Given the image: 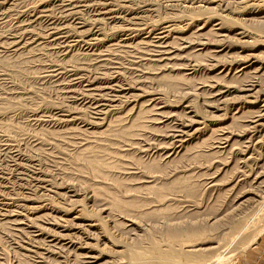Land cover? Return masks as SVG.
Here are the masks:
<instances>
[{"label":"rangeland","instance_id":"rangeland-1","mask_svg":"<svg viewBox=\"0 0 264 264\" xmlns=\"http://www.w3.org/2000/svg\"><path fill=\"white\" fill-rule=\"evenodd\" d=\"M62 1L64 2V0H7V3L5 2L0 8V12H1L0 13V18H1L0 19V42L2 43V45L0 43V56H1L0 57V66H1L0 68V222H1L0 223V226H1L0 227V264H126L130 260L129 259L131 257L130 254L134 252L133 249L135 251L143 250V249L146 250L147 248L151 247L150 241H153V240L162 242L163 244L167 243V240H165L166 239L165 225L162 224L161 222L162 219L160 218L162 215L166 213H167L166 215L172 214V213L173 214L180 213V216L178 218H176L178 214H175L176 216L172 215V218H173L172 222H174L173 223L174 226L181 225L182 228H185L187 224L189 226H192L194 224L195 226L199 225L198 227L205 226L208 229L211 226V228L209 229L210 233L214 234L215 236H217L220 233L218 235V238L229 236L228 240H226L228 243L232 239L235 238L234 236L236 235V232L242 226H244V224L249 223L247 224L249 226V227L247 226L248 230L246 228L247 232L245 230L244 231L245 233L243 232L242 233L243 235L241 234L237 238L236 242L226 252V255H225L226 258H224V260L220 264H223L224 261L229 262L228 264H255L254 263L255 260L253 259V257L252 256L248 257L247 253L250 252L254 247L259 246L258 242L261 239L263 240V244H264V232H262L263 234L261 235V237L257 238L254 243L248 244L249 243L248 241H250V239H252L253 236L256 235L259 231H264L263 230L264 229V221H263L264 219H262L264 218V180H262L264 179V176L259 178L258 182L255 184V186H257V188L255 189H251L252 186L250 184H243V187H245L246 189L241 187L240 190L237 189V191L234 190V192L228 191L229 186L227 185V183L228 181L231 180V178L235 174L240 175L241 169L244 171L253 170L252 172L253 175H256L257 173H259V175H262V173H264L263 172L264 171V167H263L264 166V162H263L264 160V128H263V131L259 132L260 135L259 133L256 134L258 138L256 137V139L251 140L248 143L246 142L245 145L243 143L244 139L241 136L245 129L243 126V131H242L241 129L242 124L241 125L239 124L236 127L232 126L228 128V130L223 129V126H227V125H221V120L223 118L222 117L220 118V115L224 116L223 113H225V111H219L216 108L210 106L211 102L215 98L214 96H212L210 92L209 85H212V84L215 85V82L212 83V81H210V76L216 75L217 73H219V71L223 70V67L221 66L226 65L225 67L229 68L233 64L231 66V71L229 72V75L226 76L224 79L217 80L216 82L224 86H229V89L225 88V90L227 89L228 90L223 96L224 100L227 98L225 100L226 103L225 101L223 102L226 104V107L228 108L230 105L232 107V105L238 104L239 101L237 99L238 98L237 96L241 95V93L238 92V89L236 87L239 88L240 87L239 84L244 81L243 76H241L242 74V72L240 71L241 69L238 67L240 66V63H241L240 60L244 58L245 56L250 55V53H256V54L262 53L263 60H264V41H263L264 40V22H263L264 21V17H263L264 16V0H245V1L244 0L243 1L242 0H223L224 2L222 0H216V2L206 5V6L202 2L195 3L196 6L198 5L201 6L202 4H203L202 6H205V7L208 6L209 10L204 9V7L198 8L199 6L197 8H193V7L191 8V6H188L189 7L188 8L186 6L189 4L187 2H184L183 0H179V1H171V0H165V1L164 0H150V1L149 0H132L131 1V0H127V2H124V0H101V1H109L115 7L124 8L122 10L123 15L121 14L120 21L119 20L118 21L117 20L116 21H110V20L100 21V23L102 24V35L99 36L101 40L95 42L91 47H89L91 49L86 48V47L84 48L76 47L74 48V50L72 49L68 53L60 51V49L57 46L49 43V40L46 38V35L49 33L48 21L44 19V17L43 18L36 17L37 11L44 8L48 10L50 15L52 14L51 16L53 18L59 19L63 15L62 14V4H63ZM93 1L96 2V0H93ZM91 2L92 0L90 1V3ZM218 2L220 3L222 2V3L220 4ZM227 2H230V3L227 4ZM123 3L126 5H124ZM175 6L177 9L175 8ZM201 8L204 10H199ZM218 9L220 10V12ZM127 10H129V12H125ZM211 10L213 13L211 12L209 14L208 11L210 12ZM93 11L94 10L90 7H87L85 10L84 8H82L80 12L82 20L86 19L85 21L91 22L95 17H97L96 16L97 12H93ZM215 13L219 14V16L215 15ZM180 14H182V16ZM212 14L218 17L222 15V17H220L223 19L222 23H223L224 31L221 32L223 34L222 36L221 35H217V37H215L216 35L211 36L212 30H210L211 35H209L210 28L213 27V29L215 28L217 29L219 27L217 24L218 20H215L214 18L213 20L209 22V24L204 23L205 22L204 20H206V18ZM192 16L193 18H191ZM100 18H106V17L100 16ZM177 18L178 20H174V21H176L175 23L178 22L177 26L179 28H182V30L184 31V35H188V36L191 35L190 37H193L194 38L193 40L196 41V39H198L196 38L197 37L196 34L198 35V33H200L203 38L198 39V40L203 41V43L207 41L206 43H208L207 44L208 46L206 45V48L202 51V54L198 56L199 58L197 56H196L197 58L193 57L192 58L193 60L191 59L192 61H189V62L187 60L181 59L182 55L187 54L188 52L193 50L192 46L195 44L193 41L194 44L193 43L191 44L192 45L191 48L188 47L184 49L183 51L175 50L174 54L176 55H172L173 57H170V56L168 57L165 55L164 56L165 60L163 59L162 61H156L157 59V57L155 56L156 48L148 44L150 38H145L146 34H144L143 31L137 32L139 34L135 38L130 37L132 36L128 34L130 31H124L126 28H133L135 30L142 29V28H151V26H153L154 23L155 25H157V23H161V21L164 22L167 20H171V19L173 20ZM218 23H220V20ZM69 24L71 26L70 28H74V26L72 27L73 25L72 23H69ZM86 28H83L82 30ZM242 28L249 31L251 35L249 37H242L239 34ZM25 30L31 31L35 36H38V37L40 36L39 38L41 39L44 38V40L42 39V45L40 47L35 45L36 48H32V50L31 48L27 46L25 47L26 50L25 48L24 49L22 48V49H19L21 51L19 50L15 51V49L12 46H10L7 42L10 40L12 41L14 36H16L17 38V35L18 36L24 35L25 38L28 37L29 35L26 34L27 32L24 33ZM17 31H19V33ZM123 31L125 32V34H123L124 33ZM193 31L194 33H192ZM2 33L4 35H2ZM41 33H43V35ZM206 35L207 36L209 35V36L207 37ZM226 36L228 38H226ZM213 37L215 39L217 38V40L213 41ZM223 38H224V41H222ZM198 40L196 41V43L198 42ZM217 43L224 44V47H225V48L223 47L224 49L221 47L219 48L220 52L218 53V55L221 56V58L219 59V62L216 60L211 61L210 56H209L211 53L210 50H213V48H211L212 44L214 45ZM30 46L32 47V45ZM200 56H201V59H200ZM67 57H70V58H67ZM102 57L103 58L105 57V58L102 59ZM75 58L77 60H75ZM70 59H73L74 62ZM185 63L186 64L189 63L188 65L191 64L190 68L192 67L194 68L195 66L196 67L191 72L187 71L185 70V68H183V64ZM214 63L216 66L214 65ZM63 65H66V66H63ZM72 65L75 67H73ZM99 65L102 67H100ZM79 66H82L84 70ZM258 66L259 64H254L251 67L252 68L251 71L254 72L253 71L254 68L256 69ZM67 68H70V69H67ZM80 68H81V71H80ZM58 70L59 71L62 70V72H68L70 70L80 71L82 74L84 73L83 76H85V78L89 77L90 80H93V79L99 80L98 77L108 78L109 76V78H113L116 81V83L118 82L117 84H120L119 86L123 88L127 87L131 90L129 91L127 95L125 94L123 95V97H121L122 100L120 103H118V107H119L118 109H122V110H118V112L120 111L119 113L109 112L106 115L98 114L94 111V109L91 110L92 108H88L87 106H82L81 104H79L80 102L75 103L73 102L71 98L69 99V97H67V95H70V94L66 93V91L68 90V88H66V84H67L66 77L65 75L63 77L62 75L57 77L56 74L57 72H59ZM236 71H238V73ZM238 75L240 76L238 77ZM235 76L237 78H235ZM222 77H223V73H222ZM60 79L61 81H63L62 85H59L61 82ZM250 79L253 80L254 78H250ZM209 82H211L212 84ZM56 83L58 85H56ZM74 88L77 90L76 91L77 94L79 93H80L79 95L83 94V88L80 85L74 86ZM209 93L211 94L212 97L211 96L209 97L210 95ZM134 94L140 95V97L137 99L132 97V95ZM151 98L152 100H154L153 101L154 104L157 103L158 101H159L158 103L164 104L163 105L165 106L163 108L164 111L169 112L170 110L174 109L173 111L179 112L180 113L179 119L181 121L182 120L184 122L185 120L187 121V119L185 118H188L191 115L195 119L201 120V118H204L206 120L205 124L204 125L202 124V130L199 134L200 136L198 135L197 137L196 136L191 137V139L186 143V147H185L186 149H184L186 152L183 150L184 153L182 154L184 156L182 155L183 157L182 156L177 157L180 159V161L176 158L171 163H167L166 161H164L163 157L161 156L160 154L161 152H159V149L161 147H156L158 145L163 146L162 144H160L161 141H164V140H161L160 138L161 137L160 134H162V129L159 127L164 126V124L150 123L148 121L150 118H152L151 116L155 118L154 114L146 110L149 106L148 101ZM234 98L236 99L234 100ZM135 99L138 100L136 101L137 105L135 107V112L129 111L128 113L127 110H129V108L134 106V104L132 103H135L133 101ZM231 100H234V102ZM129 101L130 103L131 102L132 103L128 106L127 103ZM228 101L229 103L230 102L231 103L229 104ZM227 103L229 105H227ZM240 103H242V101L239 102V104ZM82 107L84 111L82 110ZM229 108H228L229 111H227L228 115H230L229 112L231 111L230 110L231 108L230 109ZM59 109H63V110L71 109L72 110L71 112H73V114L78 115L81 120H83L84 118L83 121H86L88 123L96 122L97 120L98 122L102 121L105 124L102 127L95 126V128L91 126L90 127L89 126L86 127L83 125L81 126V123H71L70 124L69 122L67 123V121L58 119L60 115H56V110H59ZM232 113H234L233 109L231 111V114ZM228 115H225L224 117L227 118L229 117ZM100 116H102L103 118H101ZM100 118L103 119L104 121L101 120ZM135 119H138V120H135ZM139 120L141 121L139 122ZM131 122L133 123L135 122V123L134 124L132 123L131 125ZM241 123H245V122H241ZM262 123L264 125V117L262 119ZM106 124L110 125V128L107 131L105 129H107L109 126H107ZM115 124L117 127L115 126ZM77 127L79 128L80 131L77 129ZM115 127L117 128V130H115L116 129ZM165 127L166 125L164 126V128ZM195 127H201V125H196ZM102 130L105 132H103ZM122 130L124 132H122ZM224 130L225 131L227 130L225 133L226 135L227 133L228 135L233 134L235 140L237 141L238 139V142L235 147H232V149L231 148L227 149L226 150L227 153L226 151H223V152L218 151L219 152L218 153L216 152L217 150L216 146L218 145L217 140H219L218 137L223 136L222 133ZM229 130L230 131L232 130V131L229 132ZM154 132L155 133L157 132V133L155 134ZM236 132L237 133L240 132V133L237 134ZM105 133L108 134V136ZM111 133L113 134V136ZM141 134L143 135V137H141L142 136ZM136 136H138V138H136ZM95 138H97L98 140ZM143 138L145 139L143 140ZM110 139L111 141H109ZM125 139L130 140V141H126ZM145 140L147 141L145 142ZM136 142H138V144ZM243 145L248 146L249 148L248 151H250L251 153V154L249 153L248 155V156H251V159L247 160V162L249 161L250 163L246 162L245 165L240 161L241 157H243L242 154L244 153V150L246 148ZM237 146L239 147L238 148L239 150H237L236 148ZM85 148L86 150H84ZM87 150L89 151V153ZM80 152H81V156H80ZM84 152H86L85 155H84ZM231 152H233V154ZM88 154L90 155L88 156ZM79 157H82V158H79ZM92 158L94 160L96 159L97 161L96 160L94 161ZM255 158H260L261 159L260 162L256 163ZM88 159L89 160L92 159V160L89 161ZM144 163L146 165L147 163L149 164L146 166L144 165ZM93 167L94 169H92ZM98 171H99V175H98ZM160 173H164V174H160ZM182 175L187 176V178L189 177L188 182L189 184H192L193 186L189 185L188 188L184 189V191L183 192L181 191L180 193L175 191V190H178L177 187L173 188V186L171 187L166 186V183L171 184V185L176 184L175 180H178V176H182ZM140 176L145 177V180H143L144 178L143 177L141 178ZM170 178L172 181H170ZM161 182L164 184H161ZM211 182L214 184L216 183V184L211 187ZM198 184H200L201 186ZM141 185L143 188L141 187ZM176 185H178V183ZM163 186L165 188H162ZM151 187L154 188L155 190L153 191ZM157 188L159 191L157 190ZM143 189L146 191V193ZM152 191L154 193L161 192L162 196L159 198L157 197V194H154ZM185 191H187L188 194ZM193 192L196 193L195 196L198 199L194 195L192 196V194H195ZM111 194L117 195L118 197L124 200H126V198L127 200L134 198L132 199L133 201L139 200L136 202L138 203V205H141V207H138V208H140V210L142 209V211H147V210H149V212L152 210L155 211L156 209L160 207L158 210H156L157 214H156V211L155 213L153 211L154 214L150 213L147 216L145 215L143 216V214H140L139 212L140 210L136 209L135 210L136 212L133 213L135 216L134 218L135 222L133 223L129 222V224L131 223L132 226H128L126 229L124 228L125 230H122L124 232L119 233L117 230L115 229L112 230L110 228L111 230L110 232H113L114 234H116V238L119 241L120 246L118 248L114 247L110 243H106V241H104L105 243L102 242L101 236H102L103 230H100V229L96 231H89L86 227L85 230L83 231L76 230V229L70 230L69 232H71L73 236L77 237V238L74 237L75 241L77 240V245L75 249L68 250L66 248L63 249L62 247H59L60 245L58 246L54 242H51L50 241L51 238L47 237V235H41L37 237L35 235L36 233L33 232L35 230L34 228L26 227L27 225H30L31 218L34 216L35 217L37 216V213H36V211H38L37 208L42 207V206L46 209V213L47 212L48 213L50 212V213L48 214V217L45 216L46 219L42 217L38 218L39 221L37 220L35 224H39L42 227H47L48 229L53 228L55 230H59V228L51 224V221L53 223L58 222L57 224H59L60 222V224L62 225L71 223L70 226L76 225V223H80V224L88 223V222H82V221L77 222L76 220H72L75 214H72L70 216L63 215L57 212L58 209H63V210L72 209L75 212L76 209L78 211L80 210L79 208H81V210L82 209L85 210L86 214L87 213L89 214L90 218L87 217L89 220L93 219L94 217H101L102 219L104 218V220H106L105 218L106 212L102 208L111 207L109 205V204H112V202L109 200V195ZM198 194L200 195L197 196ZM172 195L175 197L177 195L178 196L175 198ZM239 195L240 196L246 195L245 197H243L242 200H244L245 198L246 199L251 198L246 202L245 206L242 208H236L235 206L236 204L235 205L232 204L234 202L233 199H235L236 197L239 198L240 197ZM164 196H166L167 198L166 197L164 198ZM106 197H107V200H106ZM156 199L162 200V201L160 200L161 201L159 203L160 206L156 202ZM143 201H144V204H143ZM195 203H197V205ZM104 205H107V206H104ZM156 205H157V208H156ZM161 206H163L164 208ZM168 206H171V207H168ZM216 208L218 211L216 210ZM162 209L163 211H159ZM185 210H188V213L187 212L183 213ZM232 210L234 211V213ZM19 211L22 212V216L20 217L22 220H24V223L21 224L23 228L25 227L24 231L16 230L17 228L13 224L6 223L5 221L6 219L2 218V214H7V213L10 214L11 212H19ZM221 211L223 212V214ZM182 213L184 214L183 216H182ZM200 213L202 214L200 215ZM219 213H220V216H219ZM231 213L234 215V217ZM237 214H240V215H237ZM158 215H161V216L158 217ZM209 215L210 216L212 215V216L210 217ZM215 216H216V219H218L217 221L216 219H214ZM156 217L157 219H155ZM56 218L58 220H56ZM117 218H119L120 221L121 220L127 221V220H123V218H120V217H117ZM189 219H191V221ZM241 220H243V222L242 224H239ZM248 220H250V222ZM181 222L183 224H181ZM157 223L159 224L157 225ZM160 224L162 227L159 226ZM145 225H146V228H145ZM173 225H171L170 227H173ZM251 228H253V230ZM90 233H93V234H90ZM125 233L128 235H126ZM98 235H99V238H98ZM88 242L94 243V253L100 256V258L97 261L93 260L92 262V260H88L81 255L82 251L80 252V250H77L80 254L77 253L76 251V248L78 246L85 247L87 246ZM228 243H226L224 247H226ZM106 244H107V247H106ZM117 249L119 250V252ZM256 250L257 249H255L254 251L252 250L253 253H255ZM209 251L210 250L206 251V254H209L210 253ZM234 252H237V253H234ZM74 256H76L77 258L80 257V259L78 260ZM230 258L232 260H230ZM263 264H264V259H263Z\"/></svg>","mask_w":264,"mask_h":264},{"label":"bare ground","instance_id":"bare-ground-1","mask_svg":"<svg viewBox=\"0 0 264 264\" xmlns=\"http://www.w3.org/2000/svg\"><path fill=\"white\" fill-rule=\"evenodd\" d=\"M91 0H64L63 4H62V16L59 18V19H55L53 18L50 13L48 12V10L42 8L41 10L37 11L36 13V17H44V19H46L48 21V25H49V33L46 35V38L49 40V43H51L52 45H55L57 46L60 51L62 52H65V53H68L70 52L72 49L74 50V48H78V47H86V48H89L91 47L95 42L97 41H100L101 38L99 37L100 35H102V24L100 23V21H105V20H110V21H120L121 19V14L123 15V9L124 8H119V7H115L111 2L109 1H101V0H96V2H94L92 0V2L94 3H90ZM132 1V0H131ZM150 1V0H149ZM165 1V0H164ZM171 1H179V0H171ZM184 2H187L189 5H187L186 7L188 6H191V8H197L198 6L195 5V3H198V2H202L204 3V5H209L211 3H214L216 2V0H183ZM223 1V0H222ZM243 1V0H242ZM245 1V0H244ZM7 3V0H0V8L2 7V5L4 3ZM124 2H127V0H124ZM224 2V1H223ZM254 2V1H253ZM148 3V2H147ZM159 3V2H158ZM220 3V2H218ZM222 3V2H221ZM220 3V4H221ZM226 3V2H225ZM230 2H227V4H229ZM240 3V2H239ZM252 3V2H251ZM59 4V3H58ZM115 4V3H114ZM120 4V3H119ZM124 4V3H123ZM122 4V5H123ZM173 4V3H172ZM233 4V3H232ZM236 4V3H235ZM245 4V3H244ZM247 4V3H246ZM121 5V6H122ZM126 5V4H124ZM165 5V4H164ZM186 5V4H185ZM203 5V4H202ZM199 6L198 8L200 7H204V9H208V6L205 7V6ZM217 5V4H216ZM248 5V4H247ZM261 5V4H260ZM87 7H90L92 8L94 11L93 12H97L96 16L91 22L89 21H85V20H82L81 18V15H80V12H81V9L84 8V10L87 8ZM171 7V6H170ZM184 7V5H183ZM185 7V8H186ZM212 7V6H211ZM219 7V6H218ZM216 7V8H218ZM222 7V6H221ZM7 8V7H6ZM46 8V7H45ZM60 8V7H59ZM139 8V7H138ZM176 8V6H175ZM189 8V7H188ZM190 8V9H191ZM228 8V7H227ZM40 9V8H39ZM89 9V8H88ZM152 9V8H151ZM159 9V8H158ZM172 9V8H171ZM174 9V8H173ZM177 9V8H176ZM204 9H199V10H204ZM211 9V8H210ZM215 9V8H213ZM224 9V8H223ZM254 9V8H253ZM2 10V9H1ZM12 10V9H11ZM195 10V9H194ZM209 10V9H208ZM217 10V9H216ZM215 10V11H216ZM219 10V9H218ZM144 11V10H143ZM160 11V10H159ZM182 11V10H181ZM193 11V10H191ZM206 11V10H205ZM61 12V11H60ZM59 12V13H60ZM125 12H129V10L125 11ZM190 12V11H189ZM188 12V13H189ZM212 12V10L208 13L210 14ZM217 12V11H216ZM220 12V10H219ZM1 13V12H0ZM35 13V12H34ZM49 13V14H48ZM83 13V11H82ZM192 13V12H191ZM198 13V12H197ZM213 13V12H212ZM175 14V13H174ZM203 14V13H202ZM223 14V13H222ZM226 14V13H225ZM60 15V14H59ZM126 15V14H125ZM182 16V14H180ZM179 15V16H180ZM190 15V14H189ZM199 15V14H198ZM215 15H218L217 13H215ZM228 15V13H227ZM100 16H104L106 18H100ZM175 16V15H174ZM209 16V15H208ZM218 16H214V14L210 15L209 17L206 18V20H204L205 22L204 23H208L213 20V18L215 20H220V23L217 22L218 24V28L216 29H213L210 28V30H212V35L210 34L211 31L209 32V35L211 36H215L217 37V35H223L221 32H223V19L220 18L222 17V15L220 17ZM224 16V15H223ZM33 17V16H32ZM133 17V16H132ZM138 17V16H137ZM143 17V16H142ZM168 17V16H167ZM177 17V16H176ZM195 17V16H194ZM218 17V18H216ZM264 17V16H263ZM35 18V17H34ZM123 18V17H122ZM139 18V17H138ZM170 18V17H169ZM174 18V17H173ZM193 18V16L191 17ZM204 18V17H203ZM244 18V17H243ZM246 18V17H245ZM1 19V18H0ZM6 19V18H5ZM38 19V18H37ZM137 19V18H136ZM164 19V18H163ZM210 19V20H209ZM7 20V19H6ZM174 20H178L177 19H171V20H167V21H164L162 22L161 20V23H157V25H154L151 26V28H142V29H133V28H126L124 31H130L128 34L132 35L130 36L131 38H135L136 36H138L139 33L137 32H140V31H143L144 34H146V37L145 38H150L148 44L149 45H152L153 47L156 48V52H155V56L157 57L156 61H162L164 59V56H170V57H173L172 55H176L174 54V51L175 50H180V51H183L184 49L186 48H191V44L193 43L194 41V45L192 46V51L188 52L187 54H184L181 56V59L183 60H187L188 62L189 61H192L193 57L197 58L199 55L202 54V51L206 48V45L208 43H203V41H200L198 39H201L203 38L201 36L200 33H198V35L196 34V41L198 40V42L196 43L195 40H193L194 38L193 37H190L188 35H184V31L182 30V28H179L177 26V23H175L176 21ZM182 20V19H181ZM203 20V19H202ZM245 20V19H244ZM192 21V20H190ZM21 22V21H19ZM18 22V23H19ZM141 22V21H140ZM153 22V21H152ZM203 22V21H202ZM264 22V21H263ZM4 23V22H3ZM1 23V24H3ZM69 23H72V27L74 26V28H70V24ZM139 23V22H138ZM241 23V22H240ZM22 24V23H20ZM140 24V23H139ZM148 24V23H147ZM152 24V23H151ZM216 24V23H215ZM225 24V23H224ZM259 24V23H258ZM109 25V24H108ZM150 25V24H149ZM180 25V24H179ZM203 25V24H202ZM22 26V25H21ZM142 26V25H141ZM201 26V25H200ZM216 26V25H215ZM249 26V25H248ZM251 26V25H250ZM19 27V26H18ZM34 27V26H33ZM87 27V28H86ZM138 27V26H137ZM178 27V28H177ZM202 27V26H201ZM24 28V27H23ZM26 28V27H25ZM83 28H86L84 30H82ZM113 28V27H112ZM184 28V27H183ZM199 28V27H197ZM246 28V27H245ZM248 28V27H247ZM18 29V28H16ZM22 29V28H21ZM81 29V30H80ZM122 29V28H121ZM201 29V28H199ZM15 30V29H14ZM24 30V29H23ZM31 30V29H30ZM34 30V29H33ZM196 30V28H195ZM9 31V30H8ZM123 31V32H124ZM19 33V31H17ZM16 32V33H17ZM27 32V33H26ZM30 32V33H29ZM7 33V32H6ZM23 33V32H22ZM24 33L28 34L29 36L28 37H24V35H20L18 36L17 35V38L16 36H12L13 37V40L11 41H6L10 46H12L15 51L16 50H19V49H24L25 47H29L31 48H36V46H41L42 45V39L44 40V38H39L38 36H35L31 31H27L25 30ZM45 33V32H44ZM194 33V31L192 32ZM12 34V33H11ZM43 35V33H41ZM125 34V32L123 33ZM204 34V33H203ZM239 34L242 36V37H249L251 35V33L249 31H247L246 29H243L241 30V32H239ZM2 35H4L2 33ZM16 35V34H15ZM37 35V34H36ZM40 35V34H39ZM208 35V36H209ZM226 35V34H225ZM10 36V35H9ZM140 36V35H139ZM207 36V35H206ZM207 36V37H208ZM11 38V37H10ZM45 38V39H46ZM211 38V37H210ZM225 38V37H224ZM224 38L222 39V41H224ZM226 38H228L226 36ZM170 39V40H169ZM207 39V38H206ZM237 39V38H236ZM235 39V40H236ZM7 40V39H6ZM103 40V39H102ZM125 40V39H124ZM127 40V39H126ZM214 40H217V38L215 39L213 37V41ZM226 40V39H225ZM254 40V39H253ZM5 41V40H4ZM221 41V39H220ZM264 41V40H263ZM3 42V40H2ZM103 42V41H102ZM143 42V41H142ZM217 42V41H216ZM237 42V41H236ZM1 43V42H0ZM100 43V42H99ZM219 43V42H218ZM212 44L211 48H213V50H210V60L211 61H218L219 62V59L221 58V56L218 55V53L220 52L219 48H223L224 47V44ZM252 43V42H251ZM44 44V43H43ZM97 44V43H96ZM146 44V43H145ZM238 44V43H237ZM2 45V43H1ZM5 45V44H3ZM32 45V47L30 46ZM109 45V44H107ZM111 45V44H110ZM119 45V44H117ZM211 45V44H210ZM246 45V43H245ZM208 46V45H207ZM214 46V47H213ZM9 47V46H8ZM107 47V46H105ZM111 47V46H110ZM229 47V46H228ZM233 47V46H232ZM249 47V46H248ZM12 48V49H13ZM55 48V47H54ZM85 48V49H86ZM109 48V47H108ZM225 48V47H224ZM223 48V49H224ZM256 48V47H255ZM84 49V50H85ZM91 49V48H89ZM88 49V50H89ZM106 49V48H105ZM153 49V48H152ZM244 49V48H243ZM26 50V48H25ZM107 50V49H106ZM112 50V49H111ZM21 51V50H19ZM34 51V50H33ZM77 51V50H75ZM13 52V51H12ZM27 52V51H26ZM105 52V51H104ZM110 52V51H109ZM151 52V51H150ZM17 53V52H16ZM24 53V52H23ZM74 53V52H73ZM9 54V53H8ZM18 54V53H17ZM151 54V53H150ZM241 54V53H240ZM20 55V54H19ZM69 56V54H68ZM71 56V55H70ZM78 56V55H77ZM81 56V55H80ZM99 56V54H98ZM105 56V55H104ZM154 56V55H153ZM197 56V57H196ZM226 56V55H225ZM243 56V55H242ZM1 57V56H0ZM6 57V56H5ZM74 57V56H72ZM71 57V58H72ZM79 57V56H78ZM77 57V58H78ZM3 58V57H2ZM67 58H70V57H67ZM105 58V57H104ZM102 57V59H104ZM108 58V56H107ZM199 58V57H198ZM62 59V58H61ZM101 59V58H100ZM167 59V58H166ZM170 59V58H168ZM192 59V60H191ZM200 59H201V56H200ZM208 59V58H207ZM238 59V57H237ZM66 60V59H64ZM69 60V59H68ZM73 61V59H70ZM75 60H77L75 58ZM165 60V59H164ZM198 60V59H197ZM224 60V58H223ZM3 61V60H2ZM5 61V60H4ZM234 61V60H233ZM74 62V61H73ZM79 62V61H78ZM106 62V61H105ZM110 62V61H109ZM224 62V61H223ZM240 66H238L242 72L241 76H243V82L240 83V87H236L238 89V92L241 93V95H238L236 98L238 99L239 102L242 101V103L239 104H235L236 101H235V105H231L228 107L231 111L233 109L234 113L231 114V111L229 112L230 115H228L227 111L228 108L226 107V99L224 100L223 99V96L224 94L226 93V91L229 89V86H224V85H221V84H218L216 81L217 80H220V79H224L226 76L229 75V72L231 71V65L229 68L228 67H225V66H221L223 67V70L219 71V73H217L216 75H213V76H210V81L215 82V85L212 84V85H209V88H210V92L212 94V96H214L215 99H213V101L211 102V105L212 107L216 108L217 110L219 111H225L224 116L225 115H228L229 117L225 118L224 116L220 115V118L222 117L223 119L221 120V125H227V126H223V129H227L232 127V126H237V125H241L242 124V131H243V126H244V131H243V134L241 135L242 138L244 139L243 143L245 145V143L251 141V140H254L256 139V134L263 131V128H264V125L262 123V119L264 117V60H263V56H262V53L261 54H256V53H250V55H247L245 56L244 58H242L240 60ZM7 63V62H5ZM18 63V62H17ZM76 63V62H75ZM108 63V62H107ZM202 63V62H201ZM226 63V62H225ZM61 64V62H60ZM70 64V63H69ZM102 64V62H101ZM189 63H185L183 64V68H185V70L187 71H192L194 68H190L191 64L188 65ZM198 64V63H196ZM239 64V63H238ZM254 64H259V66L255 69L254 68V72L251 71V67L254 65ZM5 65V64H4ZM59 65V64H58ZM67 65V63H66ZM66 65H63V66H66ZM166 65V63H165ZM208 65V64H207ZM215 65V63H214ZM3 66V65H2ZM7 66V65H6ZM73 66V65H72ZM100 66V65H99ZM105 66V65H104ZM216 66V65H215ZM75 67V66H73ZM77 67V66H76ZM82 68V66H79ZM78 67V69H79ZM89 67V66H88ZM102 67V66H100ZM107 67V66H106ZM147 67V66H146ZM1 68V66H0ZM81 68H80V71H81ZM96 68V67H95ZM67 69H70V68H67ZM83 69V68H82ZM102 69V68H100ZM153 69V68H152ZM160 69V68H159ZM233 69V68H232ZM236 69V68H235ZM63 70V69H62ZM59 71L57 72L56 76L59 77L62 75V77L65 75L66 77V81H67V84H66V88H68V90L66 91V93L70 94V95H67V97H69V99L71 98L73 100V102L75 103H78L80 102L79 104H81L82 106H87L88 108H92L91 110L94 109V111L98 114H107V113H111V112H114V113H119L118 110H122V109H118V103L121 102V97H123V95H127L129 93V91L131 89L125 87H121L119 86L120 84H117L116 81L113 79V78H99V80H90L89 77L85 78V76H83V74L80 72V71H73V70H70L68 72H62ZM65 70V69H64ZM84 70V69H83ZM87 70V69H86ZM90 70V69H89ZM104 70V68H103ZM88 71V70H87ZM91 71V70H90ZM97 71V70H96ZM102 71V70H101ZM100 72V71H99ZM238 73V71H236ZM103 73V72H101ZM222 73H223V77H222ZM251 73V74H250ZM54 74V73H53ZM99 74V73H98ZM105 74V73H104ZM253 74V75H252ZM51 75V74H50ZM88 75V74H87ZM94 75V74H93ZM112 75V74H111ZM54 76V75H53ZM52 76V77H53ZM100 76V75H98ZM116 76V75H115ZM237 76V74H236ZM235 76V78H237ZM240 75H238L239 77ZM56 77V78H57ZM61 77V78H62ZM97 77V76H96ZM148 77V76H147ZM183 78V77H181ZM232 78V77H230ZM234 78V77H233ZM249 78V79H248ZM250 78H254L253 80H251ZM92 79V78H91ZM156 79V78H155ZM176 79V78H175ZM140 80V79H139ZM153 80V79H152ZM182 80V79H181ZM193 80V79H192ZM43 81V80H42ZM61 81V79H60ZM65 81V80H64ZM119 81V80H118ZM222 81V80H221ZM236 81V80H235ZM59 82V81H58ZM62 82H60L59 85H62ZM219 82V81H218ZM234 82V80H233ZM168 83V82H167ZM222 83V82H221ZM176 84V83H175ZM224 84V83H223ZM56 85H58L56 83ZM77 85H80L82 88H83V94L79 95L77 94V90L74 88V86H77ZM177 85V84H176ZM238 85V86H239ZM180 86V85H179ZM231 87V86H230ZM65 88V87H64ZM78 88V87H77ZM81 88V89H82ZM171 88V87H170ZM224 88V89H222ZM225 88H228L227 90H225ZM61 89V88H60ZM140 89V88H139ZM142 89V88H141ZM216 89V90H215ZM59 90V89H57ZM149 90V89H148ZM179 90V89H178ZM214 91V92H213ZM63 92V91H62ZM162 92V91H161ZM62 94V93H61ZM210 94V93H209ZM211 94L209 95V97L211 96ZM144 96V95H143ZM211 96V97H212ZM126 97V96H125ZM132 97L134 98H139L140 95H132ZM65 98V97H64ZM234 98V100L236 99ZM133 100L135 103H132L134 104V106H132L131 108H129L128 113L129 111L130 112H135V107L137 105L136 101L138 100ZM154 99V98H153ZM157 99V98H156ZM234 100H231L234 102ZM154 100L149 99V103H148V108L146 109L147 111L151 112L152 114L155 115V118H153V116H151L152 118H150L148 121L150 123H156V124H164V126L166 125V127L164 128V126H161L159 128L162 129V134H160V138L161 140H164V141H161L160 144H162L163 146H156V147H161L159 149V152H161V156L163 157L164 161H166L167 163H171L172 161H174L177 157H181L184 153L183 150L186 149V143L191 139V137L193 136H198L202 130V124L204 125L206 120L204 118H201L200 119H195L193 118V116L191 115L190 117L188 118H185L187 119V121L185 120V122L181 121L179 119L180 117V113L177 112V111H173L174 109L170 110L169 112H166L163 110V108L165 106H163L164 104H160V103H153ZM225 101V103H223ZM130 101L127 103L128 106L131 104ZM179 103V102H178ZM182 103V102H181ZM208 103V102H207ZM206 103V104H207ZM229 103V101H228ZM227 103V105H229ZM123 104V103H122ZM126 104V103H125ZM126 104V105H127ZM233 104V103H232ZM13 105V104H12ZM161 105V106H160ZM123 106V105H122ZM234 106V107H233ZM144 107V106H143ZM142 107V108H143ZM140 108V106H139ZM245 108V109H244ZM49 110V109H48ZM79 110V108H78ZM82 110H83V107H82ZM81 110V111H82ZM87 110V109H86ZM72 110H63V109H59V110H56V115H60L58 119L60 120H64V121H67V123L69 122L70 124L71 123H81V126H91V127H94L97 126V127H102L104 126L105 123H103L102 121L101 122H98L96 120V122H86V121H83L80 119V117L78 115H75L73 114V112H71ZM77 111V109H76ZM84 111V110H83ZM82 111V112H83ZM125 111V110H124ZM137 111V110H136ZM144 111V110H143ZM51 112V111H50ZM91 112V111H90ZM87 113V112H86ZM93 113V112H92ZM126 113V112H125ZM127 113V115H128ZM142 113V112H141ZM146 113V112H145ZM6 114V113H5ZM54 114V113H53ZM89 114V113H88ZM131 114V113H130ZM139 114V113H138ZM182 114V113H181ZM249 114V115H247ZM47 115V114H46ZM104 115V117H105ZM114 115V114H113ZM121 115V114H119ZM146 115V114H145ZM41 116V115H40ZM82 116V115H81ZM103 116V115H102ZM102 116H100L101 118H103ZM118 116V115H117ZM231 116V117H230ZM51 117V116H50ZM55 117V116H54ZM112 117V116H111ZM120 117V116H119ZM117 117V118H119ZM124 117V116H123ZM138 117V115H137ZM184 117V116H183ZM219 117V115H218ZM57 118V117H56ZM100 118V119H101ZM114 118V117H113ZM149 118V117H148ZM219 118V119H220ZM38 119V117H37ZM44 119V118H43ZM51 119V118H50ZM88 119V118H87ZM127 119V118H126ZM144 119V118H143ZM182 119V118H181ZM40 120V119H39ZM49 120V119H48ZM103 120V119H101ZM106 120V119H105ZM108 120V119H107ZM115 120V119H114ZM122 120V118H121ZM125 120V119H124ZM134 120V119H133ZM135 120H138V119H135ZM208 120V119H207ZM41 121V120H40ZM50 121V120H49ZM52 121V120H51ZM104 121V120H103ZM109 121V120H108ZM128 121V120H127ZM132 121V120H131ZM141 120H139L140 122ZM220 121V120H218ZM55 122V121H54ZM114 122V121H113ZM136 122V121H135ZM134 122V123H135ZM230 122V123H228ZM241 122H245V123H241ZM12 123V122H11ZM60 123V122H59ZM65 123V122H64ZM122 123V122H121ZM133 122H131V125H132ZM133 123V124H134ZM145 123V122H144ZM64 125V124H63ZM107 125V124H106ZM122 125V124H121ZM129 125V124H128ZM140 125V124H139ZM196 125H201V127H195ZM70 126V125H69ZM109 126L107 129H105L106 131L110 128V125H107ZM116 126V124H115ZM135 126V125H133ZM141 126V125H140ZM154 126V125H153ZM66 127V126H65ZM71 127V126H70ZM117 127V126H116ZM115 127V128H116ZM119 127V126H118ZM148 127V126H146ZM150 127V126H149ZM218 127V126H217ZM67 128V127H66ZM113 128V127H112ZM144 128V127H143ZM71 129V128H70ZM77 129L79 130V128L77 127ZM83 129V128H82ZM89 129V128H88ZM157 129V128H156ZM69 130V129H68ZM100 130V129H99ZM104 130V129H103ZM102 130V131H103ZM111 130V129H110ZM117 130V128L115 129ZM121 130V129H120ZM220 130V129H219ZM226 130V131H227ZM233 130V129H232ZM231 130V131H232ZM53 131V130H52ZM58 131V130H57ZM80 131V130H79ZM96 131V130H95ZM128 131V130H127ZM126 131V132H127ZM157 131V130H156ZM226 131L224 130L223 133H222V137H218L219 140H217V146H216V152H223V151H226L227 149H232V147H235L237 145V142H238V139L237 141L235 140L234 138V135H227L225 134ZM229 130V132H231ZM238 131V130H237ZM241 131V132H242ZM82 132V130H81ZM85 132V131H84ZM83 132V133H84ZM88 132V131H87ZM105 132V131H103ZM114 132V131H112ZM116 132V131H115ZM120 132V131H119ZM122 132H124L122 130ZM147 132V131H146ZM153 132V131H152ZM158 132V131H157ZM156 132V133H157ZM218 132V131H217ZM221 132V131H220ZM50 133V132H49ZM56 133V132H55ZM54 133V134H55ZM107 133V132H106ZM105 133V134H106ZM130 133V132H128ZM133 133V132H132ZM155 133V132H154ZM155 133V134H156ZM159 133V132H158ZM216 133V132H215ZM237 133V132H236ZM240 133V132H239ZM237 133V134H239ZM47 134V133H46ZM52 134V133H51ZM102 134V133H101ZM112 134V133H111ZM118 134V132H117ZM212 134V133H211ZM44 135V134H43ZM70 135V134H69ZM100 135V134H99ZM104 135V134H103ZM101 135V136H103ZM108 136V134H106ZM124 135V134H122ZM142 135V134H141ZM260 135V133H259ZM52 136V135H51ZM62 136V135H61ZM98 136V135H97ZM106 136V137H107ZM113 136V134H112ZM126 136V135H125ZM200 136V135H199ZM212 136V135H211ZM240 136V135H239ZM82 137V136H81ZM111 137V136H110ZM117 137V136H116ZM130 137V136H129ZM143 137V135L141 136ZM140 137V138H141ZM20 138V137H19ZM71 138V137H70ZM118 138V137H117ZM125 138V137H124ZM135 138V137H134ZM136 138H138V136H136ZM147 138V137H146ZM156 138V137H155ZM159 138V137H158ZM237 138V137H236ZM258 138V137H257ZM262 138V137H261ZM97 139V138H95ZM121 139V138H120ZM145 138H143L144 140ZM157 139V138H156ZM57 140V139H56ZM94 140V139H93ZM98 140V139H97ZM101 140V139H100ZM126 140V139H125ZM132 140V139H131ZM241 140V139H240ZM69 141V140H68ZM108 141V140H107ZM111 141V139L109 140ZM126 141H130V140H126ZM147 140H145L146 142ZM160 141V140H159ZM202 141V140H201ZM258 141V140H257ZM53 142V141H52ZM113 142V141H112ZM133 142V141H132ZM131 142V143H132ZM140 142V141H138ZM138 142H136L138 144ZM144 142V141H143ZM142 142V143H143ZM83 143V142H82ZM95 143V142H94ZM102 143V142H101ZM151 143V142H149ZM158 143V142H157ZM214 143V142H213ZM240 143V142H239ZM258 143V142H257ZM82 145V144H81ZM90 145V144H89ZM128 145V144H127ZM215 145V144H214ZM243 145V146H244ZM101 146V145H100ZM99 146V147H100ZM135 146V144H134ZM154 146V145H153ZM212 146V145H211ZM253 146V145H252ZM97 147V146H95ZM142 147V145H141ZM246 147L245 150H244V153L242 154L243 157H241V162L245 165V163L247 162V160L251 159V156H248L250 151L248 146H244ZM254 147V146H253ZM252 147V148H253ZM91 148V147H90ZM89 148V149H90ZM93 148V147H92ZM122 148V147H121ZM237 150H239L238 146L236 147ZM243 148V147H242ZM96 149V148H95ZM100 149V148H99ZM124 149V148H123ZM144 149V148H143ZM146 149V148H145ZM148 149V148H147ZM152 149V148H151ZM154 149V148H153ZM158 149V148H157ZM241 149V148H240ZM256 149V148H255ZM86 150V148L84 149ZM98 150V149H97ZM128 150V149H127ZM142 150V149H141ZM253 150V149H252ZM257 150V149H256ZM83 151V150H82ZM88 151V150H87ZM93 151V150H92ZM115 151V150H114ZM135 151V150H134ZM185 151V150H184ZM211 151V150H210ZM231 151V150H230ZM233 151V150H232ZM153 152V151H152ZM157 152V151H156ZM186 152V151H185ZM214 152V151H213ZM215 152V154H216ZM218 152V153H219ZM243 152V151H242ZM86 152H84V155H85ZM89 153V151H88ZM91 153V152H90ZM94 153V152H93ZM92 153V154H93ZM98 153V152H97ZM117 153V152H116ZM148 153V152H147ZM227 153V151H226ZM233 154V152H231ZM240 153V152H239ZM149 154V153H148ZM222 154V153H221ZM238 154V152H237ZM251 154V153H250ZM90 154H88L89 156ZM98 155V154H96ZM80 156H81V152H80ZM87 156V158H88ZM158 156V155H157ZM160 156V157H161ZM184 156V155H183ZM182 156V157H183ZM198 156V155H197ZM215 156V155H214ZM218 156V155H217ZM91 157V156H90ZM216 157V156H215ZM233 157V156H232ZM236 157V156H235ZM254 157V156H253ZM79 158H82V157H79ZM84 158V157H83ZM97 158V157H96ZM122 158V157H120ZM159 158V157H158ZM157 158V159H158ZM239 158V157H238ZM86 159V158H85ZM84 159V161H85ZM93 159V158H92ZM92 159H88L89 161H91ZM160 159V158H159ZM179 161L180 159L177 158ZM237 159V158H236ZM254 159V158H253ZM94 160V159H93ZM96 160V159H95ZM94 160V161H95ZM103 160V159H102ZM256 160V163H259L260 162V158H255ZM97 161V160H96ZM220 161V160H219ZM253 161V160H252ZM88 162V161H87ZM103 162V161H102ZM101 162V163H102ZM106 162V161H105ZM111 162V161H110ZM140 162V161H139ZM150 162V161H148ZM177 162V161H176ZM249 162V161H248ZM247 162V163H248ZM264 162V160H263ZM99 163V161H98ZM113 163V162H112ZM152 163V162H151ZM165 163V162H164ZM163 163V164H164ZM250 163V162H249ZM91 164V163H90ZM89 164V165H90ZM103 164V163H102ZM101 164V165H102ZM149 163H147L148 165ZM162 164V165H163ZM227 164V163H226ZM235 164V163H234ZM261 164V163H260ZM92 165V164H91ZM98 165V164H97ZM105 165V164H104ZM121 165V164H120ZM144 165H146L144 163ZM146 165V166H147ZM157 165V164H156ZM161 165V164H159ZM165 165V164H164ZM257 165V164H256ZM259 165V164H258ZM93 166V165H92ZM111 166V164H110ZM114 166V164H113ZM116 166V164H115ZM138 166V165H137ZM150 166V165H149ZM240 166V165H239ZM260 166V165H259ZM108 167V166H106ZM122 167V166H121ZM125 167V166H124ZM143 167V166H142ZM159 167V166H158ZM164 167V166H163ZM225 167V165H224ZM242 167V165H241ZM264 167V166H263ZM102 168V167H101ZM104 168V166H103ZM114 168V167H113ZM128 168V167H127ZM138 168V167H137ZM152 168V167H151ZM183 168V167H182ZM238 168V167H237ZM251 168V167H250ZM94 169V167L92 168ZM96 169V167H95ZM100 169V168H98ZM106 169V168H105ZM111 169V168H110ZM123 169V168H122ZM143 169V168H142ZM146 169V168H145ZM156 169V168H155ZM240 169V168H239ZM258 169V168H257ZM103 170V169H102ZM127 170V169H126ZM130 170V169H129ZM163 170V169H162ZM263 170V169H262ZM113 171V170H112ZM143 171V170H142ZM161 171V170H159ZM164 171V170H163ZM170 171V170H169ZM181 171V170H180ZM241 171V172H240ZM240 175H234L230 181H228L227 185L229 186L228 188V191H237V189H241V187H243V184H250L252 187L251 189H255L257 188V186H255V184L258 182L259 178L260 177H263L264 176V173H262V175H259V173H257L256 175H253V170H240ZM256 171V170H254ZM94 172V171H93ZM109 172V171H108ZM130 172V171H129ZM134 172V171H133ZM145 172V171H144ZM165 172V171H164ZM178 172V170H177ZM182 172V171H181ZM186 172V171H185ZM261 172V171H259ZM264 172V171H263ZM110 173V172H109ZM142 173V172H141ZM140 173V174H141ZM173 173V172H172ZM200 173V172H199ZM255 173V172H254ZM96 174V173H95ZM146 174V173H145ZM160 174H164V173H160ZM171 174V173H170ZM180 174V172H179ZM177 174V175H179ZM193 174V173H192ZM239 174V173H238ZM261 174V173H260ZM98 175H99V171H98ZM104 175V174H103ZM137 175V174H136ZM150 175V174H149ZM189 175V174H188ZM95 176V175H94ZM154 176V175H152ZM164 176V175H163ZM170 176V175H169ZM172 176V175H171ZM225 176V175H224ZM141 177V176H140ZM143 177V176H142ZM141 177V178H142ZM162 177V176H161ZM168 177V176H167ZM199 177V176H198ZM211 177V176H210ZM139 178V179H141ZM145 180V177H143ZM112 179V178H111ZM147 179V178H146ZM154 179V178H153ZM161 179V178H160ZM138 180V179H137ZM150 180V179H148ZM264 180V179H262ZM45 181V180H44ZM139 181V180H138ZM170 181L171 178H170ZM189 177L187 178V176L185 175H182V176H178V180H175V183L174 185H171V184H167L166 183V186H173V188L177 187L178 190H175L177 192H183L184 189L188 188L189 185L191 186L192 184H189ZM194 181V180H193ZM114 182V181H113ZM196 182V181H195ZM210 182V181H208ZM207 182V183H208ZM117 183V182H116ZM165 183V181H164ZM161 182V184H164ZM194 183V182H193ZM141 184V183H140ZM209 184V183H208ZM216 184V183H215ZM214 183L211 182V187L215 185ZM221 184V183H220ZM261 184V183H259ZM151 185V184H150ZM159 185V184H158ZM196 185V183H195ZM200 185V184H198ZM130 186V185H129ZM193 186V185H192ZM201 186V185H200ZM210 186V185H209ZM227 186V187H228ZM133 187V186H131ZM140 187V186H139ZM142 187V185H141ZM149 187V186H148ZM195 187V186H194ZM204 187V186H203ZM249 187V186H248ZM130 188V187H129ZM136 188V187H135ZM143 188V187H142ZM141 188V189H142ZM152 188V187H151ZM162 188H165L164 186ZM245 188V187H243ZM250 188V187H249ZM260 188V187H259ZM125 189V188H124ZM153 191L155 190L154 188H152ZM151 189V190H152ZM168 189V187H167ZM166 189V190H167ZM172 189V188H171ZM195 189V188H193ZM246 189V188H245ZM248 189V188H247ZM96 190V189H95ZM128 190V189H127ZM135 190V189H134ZM132 190V191H134ZM144 190V189H143ZM142 190V191H143ZM147 190V189H146ZM158 190V188H157ZM156 190V191H157ZM162 190V189H161ZM145 191V190H144ZM152 191V192H153ZM159 191V190H158ZM169 191V190H168ZM174 191V190H172ZM189 191V189H188ZM195 191V190H194ZM197 191V190H196ZM227 191V190H226ZM102 192V191H101ZM106 192V191H105ZM128 192V191H127ZM149 192V191H148ZM147 192V193H148ZM151 192V193H152ZM170 192V191H169ZM187 192V191H185ZM259 192V191H258ZM66 193V192H65ZM98 193V192H97ZM114 193V192H113ZM126 193V192H125ZM132 193V192H131ZM140 193V192H138ZM137 193V194H138ZM146 193V191H145ZM154 193V192H153ZM168 193V192H167ZM195 193V192H193ZM198 193V192H197ZM249 193V192H248ZM105 194V193H104ZM110 194V193H109ZM116 194V193H115ZM154 194H157V197H161L162 196V193L159 192V193H154ZM188 194V192H187ZM203 194V193H202ZM201 194V195H202ZM229 194V193H228ZM246 194V193H245ZM107 195V193H106ZM121 195V194H120ZM127 195V194H126ZM125 195V196H126ZM130 195V194H129ZM139 195V194H138ZM142 195V194H141ZM148 195V194H146ZM153 195V194H152ZM151 195V196H152ZM175 195V194H174ZM195 196V194H192V196ZM200 194H198L197 196H199ZM231 195V194H230ZM124 196V195H123ZM131 196V195H130ZM140 196V195H139ZM143 196V195H142ZM141 196V197H142ZM170 196V195H169ZM173 196V195H172ZM178 196V195H177ZM176 196V197H177ZM234 196V195H233ZM240 196V195H239ZM246 196V195H245ZM244 195L240 196L239 198L236 197L235 199H233V203L232 204H236V208H242L245 206L246 202L251 199V198H245L244 200L243 197H245ZM103 197V196H102ZM147 197V196H146ZM166 196H164L165 198ZM175 197V196H173ZM175 197V198H176ZM196 197V196H195ZM228 197V195H227ZM167 198V197H166ZM197 198V197H196ZM195 198V199H196ZM203 198V197H202ZM201 198V199H202ZM220 198V197H219ZM234 198V197H233ZM73 199V198H72ZM134 199V198H132ZM132 199L130 200H124L120 197H118L117 195H109V200L112 202V204H109L111 207H103L102 209L106 212V220H104V218L102 219L101 217H94L93 219H88L87 217L90 218L89 214L87 216V214L85 213V210H81V208H79L80 210L74 212L72 209L71 210H63V209H58V213H61L63 215H67V216H70L72 214H75L73 219L72 220H76L77 222L78 221H82V222H88L87 224H80V223H76V225H73V226H70V224H66V225H62L60 224H57V223H53L51 221V224L56 226L57 228H59V230H55L51 227V229H48L47 227H42L40 226L39 224H35V222L40 218H45V216L48 217V214L50 213H46V209L42 206V207H38L36 211L37 213V216L35 217H32L31 218V222H30V225H27L26 227H31V228H34L35 230L33 231L34 233H36L35 235L37 237L41 236V235H47V237H50V241L51 242H54L55 244H57L59 247H62L63 249L66 248V249H75L76 245H77V240L75 241L74 237L76 236H73V234L71 232H69L70 230H85V228L87 227V229L89 231H96L98 229L100 230H103L102 231V242L106 241V243H110L112 244L114 247L118 248L120 246L119 244V241L117 240L116 238V234H114L113 232H110V228L113 230H117L119 233L120 232H124L122 230H125L128 226H132L131 223L135 222V216H134V212H136L135 210L139 209L138 207H141V205H138V203L136 201H139V200H136V201H133ZM139 199V198H138ZM141 199V198H140ZM151 199V198H150ZM171 199V198H169ZM194 199V200H195ZM198 199V198H197ZM227 199V198H226ZM255 199V198H254ZM106 200H107V197H106ZM161 199H156V202L159 203L162 201H160ZM175 200V199H174ZM178 200V199H177ZM218 200V199H217ZM241 200V201H240ZM141 201V200H140ZM147 201V200H146ZM165 201V200H164ZM176 201V200H175ZM230 201V200H229ZM228 201V203H229ZM109 202V201H108ZM110 202V203H111ZM142 202V201H141ZM192 202V201H190ZM194 202V201H193ZM256 202V201H255ZM106 203V202H105ZM146 203V202H145ZM198 203V202H197ZM197 203H195L197 205ZM200 203V201H199ZM217 203V202H216ZM221 203V202H219ZM225 203V202H224ZM137 204V205H136ZM140 204V203H139ZM143 204H144V201H143ZM46 205V204H45ZM164 205V204H163ZM191 205V204H190ZM195 205V206H196ZM213 205V204H212ZM224 205V204H223ZM21 206V205H20ZM104 206H107V205H104ZM154 206V205H153ZM160 206V205H159ZM172 206V205H171ZM171 206H168V207H171ZM184 206V205H183ZM199 206V205H198ZM202 206V205H201ZM208 206V204H207ZM215 206V205H214ZM213 206V207H214ZM249 206V205H248ZM261 206V205H260ZM23 207V206H22ZM52 207V206H51ZM83 207V206H82ZM163 207V206H161ZM166 207V205H165ZM217 207V206H216ZM25 208V207H24ZM155 208V207H153ZM156 208H157V205H156ZM160 208V207H159ZM158 208V209H159ZM164 208V207H163ZM194 208V207H193ZM207 208V207H206ZM228 208V207H226ZM151 209V208H150ZM156 209V210H158ZM170 209V208H169ZM174 209V208H173ZM186 209V208H185ZM197 209V208H195ZM194 209V210H195ZM247 209V208H246ZM56 210V209H55ZM101 210V209H99ZM102 210V211H103ZM155 210V211H156ZM189 210V208H188ZM188 210H185L183 213H188ZM212 210V209H211ZM217 210V208H216ZM215 210V211H216ZM225 210V209H224ZM240 210V209H239ZM29 211V210H28ZM154 210L150 211L147 210V211H142V209L139 211L140 214H143V216H147L148 214L150 213H153ZM154 211V213H155ZM159 211H163L162 210H159ZM179 211V210H178ZM201 211V210H200ZM208 211V210H207ZM214 211V212H215ZM218 211V210H217ZM220 211V210H219ZM223 211V210H222ZM221 211V212H222ZM233 211V210H232ZM262 211V210H261ZM165 212V211H164ZM168 212V211H166ZM173 212V210H172ZM176 212V211H175ZM182 212V211H181ZM228 212V211H227ZM238 212V211H237ZM245 212V211H243ZM153 213V214H154ZM182 213V216L184 215ZM203 213V212H202ZM200 213V215L202 214ZM206 213V212H205ZM218 213V212H217ZM234 213V211H233ZM139 214V215H140ZM156 214H157V211H156ZM161 214V213H160ZM167 214V213H166ZM158 215V217H160L162 220V224L165 225V236H166V239L167 240V243L166 244H163L162 242H159V241H150V246L149 248H147L146 250H134V252H132L130 254V260L128 263L126 264H220L222 263V261L224 260V258H226V252L228 251V249L236 242L237 238L246 230L247 228V224L249 223H246L244 224V226H242L237 232H236V235L234 236L235 238L232 239L229 243L226 241L228 240V237H220L218 238V235L215 236L214 234L210 233V228L208 229L207 227L205 226H202V227H198L199 225L195 226L194 224L192 226H189L188 224L186 225L185 228H182L181 225L179 226H174L172 222L173 218H172V215L174 216L175 214H178V213H172V214H168V215ZM212 214V213H211ZM215 214V213H214ZM223 214V212H222ZM232 214V213H231ZM53 215V214H51ZM85 215V216H84ZM187 215V214H186ZM227 215V213H226ZM233 215V214H232ZM231 215V216H232ZM236 215V214H235ZM237 215H240V214H237ZM257 215V214H255ZM22 216V212L19 211V212H11L10 214H2V218L6 219V223H10V224H13L17 229L16 230H19V231H24L25 227L23 228V226H21L22 223H24V220L21 219ZM137 216V215H136ZM176 216V215H175ZM180 216V213L176 216V218H178ZM192 216V215H191ZM204 216V215H203ZM210 216V215H209ZM212 216V215H211ZM210 216V217H211ZM219 216H220V213H219ZM223 216V215H221ZM229 216V215H228ZM227 216V217H228ZM259 216V214H258ZM62 217V216H61ZM93 217V216H92ZM117 217H120V218H123V220H127V221H120L119 218ZM138 217V216H137ZM153 217V216H152ZM185 217V216H184ZM201 217V216H200ZM206 217V216H205ZM208 217V216H207ZM234 217V215H233ZM232 217V218H233ZM239 217V216H238ZM254 217V216H253ZM251 217V218H253ZM262 217V216H261ZM260 217V218H261ZM141 218V217H140ZM181 218V217H180ZM213 218V217H212ZM231 218V217H230ZM255 218V217H254ZM51 219V218H50ZM137 219V218H136ZM149 219V218H148ZM153 219V218H152ZM157 219V217L155 218ZM175 219V218H174ZM182 219V218H181ZM184 219V218H183ZM214 219H216V216L214 217ZM224 219V218H223ZM248 219V218H247ZM246 219V220H247ZM264 219V218H262ZM30 220V219H29ZM48 220V219H47ZM56 220H58L56 218ZM55 220V221H56ZM71 220V221H72ZM191 221V219H189ZM196 220V219H195ZM194 220V221H195ZM204 220V219H203ZM207 220V219H205ZM218 219H216L217 221ZM221 220V218H220ZM234 220V219H233ZM50 221V220H49ZM137 221V220H136ZM141 221V220H140ZM183 221V220H182ZM197 221V220H196ZM250 222V220H248ZM264 221V220H263ZM74 222V221H73ZM128 222V223H127ZM129 222H131L129 224ZM143 222V221H142ZM141 222V223H142ZM178 222V221H176ZM184 222V221H183ZM211 222V221H210ZM239 222V221H238ZM243 220H241L239 222V224H242ZM247 222V221H246ZM1 223V222H0ZM38 223V222H37ZM67 223V222H66ZM155 223V222H154ZM194 223V222H193ZM202 223V221H201ZM208 223V222H207ZM220 223V222H219ZM255 223V222H253ZM140 224V222H139ZM138 224V225H139ZM146 224V223H145ZM159 223H157L158 225ZM178 224V223H177ZM181 224H183L181 222ZM205 224V223H204ZM217 224V223H216ZM6 225V224H5ZM171 225H173V227H170ZM185 225V224H184ZM232 225V224H231ZM256 225V224H255ZM259 225V224H258ZM13 226V227H14ZM161 226V224L159 225ZM157 226V227H159ZM254 226V225H253ZM1 227V226H0ZM12 227V226H11ZM53 227V226H52ZM55 227V228H56ZM162 227V226H161ZM249 227V226H248ZM125 228V229H124ZM145 228H146V225H145ZM149 228V227H148ZM147 228V229H148ZM156 228V227H155ZM257 228V227H256ZM86 229V230H87ZM132 229V227H131ZM163 229V228H162ZM253 230V228H251ZM261 229V227H260ZM49 230V231H47ZM155 230V229H154ZM248 230V228H247ZM246 230V232H247ZM264 230V229H263ZM53 231V232H52ZM129 231V230H128ZM146 231V230H145ZM68 232V233H66ZM75 232V231H74ZM87 232V231H86ZM127 232V231H125ZM131 232V231H130ZM143 232V231H142ZM150 232V231H149ZM153 232V231H152ZM155 232V231H154ZM250 232V231H249ZM262 232L264 231H259L256 235L253 236L252 239H250V241H248L249 243L248 244H252L256 241L257 238L260 237V235L262 234ZM89 233V232H88ZM96 233V232H95ZM116 233V232H115ZM245 233V232H244ZM256 233V231H255ZM76 234V233H75ZM90 234H93V233H90ZM99 234V233H98ZM126 234V233H125ZM254 234V233H253ZM252 234V235H253ZM120 235V234H119ZM124 235V234H123ZM128 235V234H126ZM142 235V234H141ZM147 235V234H146ZM149 235V234H148ZM159 235V234H158ZM243 235V234H242ZM94 236V235H93ZM122 236V234H121ZM138 236V235H137ZM151 237V236H150ZM153 237V236H152ZM77 238V237H76ZM98 238H99V235H98ZM139 238V237H138ZM144 238V237H143ZM148 238V237H147ZM92 239V238H90ZM125 239V238H124ZM159 239V238H158ZM137 240V239H136ZM148 240V239H147ZM223 240V241H222ZM95 241V239H94ZM101 241V240H100ZM145 241V240H144ZM105 243V242H104ZM149 243V242H148ZM226 247H224V245H226ZM79 244V243H78ZM84 244V243H83ZM96 244V243H95ZM100 244V243H99ZM103 244V243H102ZM146 244V243H145ZM243 244V243H242ZM50 245V244H49ZM101 245V244H100ZM96 246V245H95ZM146 246V245H145ZM247 246V245H246ZM245 246V247H246ZM106 247H107V244H106ZM124 247V246H123ZM244 247V246H243ZM52 248V247H51ZM128 248V247H126ZM47 249V247H46ZM106 249V248H105ZM112 249V247H111ZM245 249V248H244ZM77 250H80V252L82 251L81 255L83 257H85L86 259L88 260H95L97 261L100 256L96 255L94 253V243H87V246H78L76 248V251ZM114 250V249H113ZM116 250V249H115ZM118 250V249H117ZM210 250L209 254H206V251ZM243 250V249H242ZM55 251V250H54ZM205 251V252H203ZM119 252V250H118ZM73 253V252H71ZM77 253H79L77 251ZM234 253H237V252H234ZM233 253V255H234ZM80 254V253H79ZM75 255V254H74ZM100 255V254H99ZM78 256V255H77ZM76 257V256H74ZM110 257V256H109ZM228 257V256H227ZM234 257V256H233ZM77 258V257H76ZM112 258V257H111ZM78 260L80 259L77 258ZM57 260V259H56ZM77 260V261H78ZM230 260H232L230 258ZM108 261V260H107ZM114 261V260H113ZM90 262V261H89ZM111 262V261H110ZM108 263V262H107ZM229 262H223V264H228ZM231 263V262H230Z\"/></svg>","mask_w":264,"mask_h":264},{"label":"crops","instance_id":"crops-1","mask_svg":"<svg viewBox=\"0 0 264 264\" xmlns=\"http://www.w3.org/2000/svg\"><path fill=\"white\" fill-rule=\"evenodd\" d=\"M263 234V233H262ZM261 234V235H262ZM260 235V237H261ZM259 237V238H260ZM259 246L257 247H254L252 250L254 251L255 249H257L255 251V253H253V251L251 250L250 252H248L247 256H252L253 259L255 260V264H263V259H264V244H263V240L261 239L259 242H258ZM249 261V260H248ZM250 262V261H249Z\"/></svg>","mask_w":264,"mask_h":264}]
</instances>
